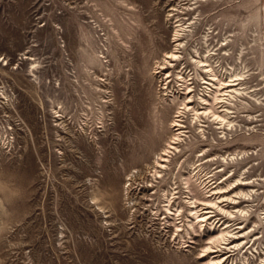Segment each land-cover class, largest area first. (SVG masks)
<instances>
[{
  "label": "rangeland",
  "instance_id": "1",
  "mask_svg": "<svg viewBox=\"0 0 264 264\" xmlns=\"http://www.w3.org/2000/svg\"><path fill=\"white\" fill-rule=\"evenodd\" d=\"M207 57L220 79L243 74L249 97L230 106L232 130L203 119V144L186 113L190 137L155 179L154 157L138 166L132 150L150 149L156 126L155 151L175 132L179 73L196 101L210 93L194 62ZM201 150L248 154L202 177L251 181L246 198L226 194L238 204L220 203L243 214L218 215L215 231L230 221L248 233L219 253L225 264H264V0H0V264H207L211 227L187 221L204 193L178 173Z\"/></svg>",
  "mask_w": 264,
  "mask_h": 264
},
{
  "label": "bare ground",
  "instance_id": "2",
  "mask_svg": "<svg viewBox=\"0 0 264 264\" xmlns=\"http://www.w3.org/2000/svg\"><path fill=\"white\" fill-rule=\"evenodd\" d=\"M166 58L170 59L172 63V61H177L179 59V56L175 51H172L168 52ZM194 62H196L197 65L202 68L204 73H209V75L211 76L210 78H207V81L206 78H201L205 79V81L203 82L204 84L211 86L209 89L210 93L208 95L201 96L199 99L200 102L196 101L194 99L195 89L193 88L192 83L187 81L182 73H179L178 79L179 82H181L180 86L182 87L181 90L183 91L179 96H174L173 99V104L178 105L176 115H174L171 120V127L175 129V132L171 135L170 139L166 141V144L163 143L165 144V147L160 152L157 150V152L155 151V145L157 144V141L154 137L156 136L157 132L156 126V128L154 130L152 129L153 131L148 136H146V141L149 142L148 144L151 148H147V150V146L144 147L145 145L141 138L142 141L137 143L132 150L133 155H135L136 157L134 164L136 163L138 166L141 161L144 162L149 160L150 155L151 157H154L155 165L153 166V175L156 176L155 179L163 178L166 174V171L172 170L170 167L172 157L171 154H173L174 152H176L175 155L181 153V143L185 141L187 142L188 137H190L189 131L186 130L188 127L185 126L184 122V115L186 113L192 115L191 123L194 121L193 123L198 127V130L202 136L201 144H203L207 142L205 133L206 121H204L203 119H210L208 121L213 122L218 129H222L223 133H225L226 130H232V127L234 126V122L232 120L234 111L230 106L234 105L235 101H242V98L249 97L248 93H246V88L243 87V74H232L231 76H229L230 79L223 80L218 77L217 72L215 71L208 57L205 60L196 59L194 60ZM171 63L169 62L167 64L172 66ZM167 67L168 66L163 65L161 68ZM167 78H169V75H167ZM184 87L185 89H183ZM175 100L177 101L175 102ZM183 137L184 139H182ZM203 151L204 150L200 151V153L198 154V159L196 161H193L192 158L189 157L184 159L179 166L178 173L180 174V177L183 178V183L187 185V192H189V194L191 195L194 191H200L204 193L203 198L198 197L197 194H193V196L190 198L188 197L189 199L187 203L189 204V215H187V221L190 223L189 226L194 231H196V226L203 227L209 225L211 227L208 229L209 237L207 245L203 247V254L197 257V259L203 260L208 258L207 264H225L228 258L223 255H219V253L222 252L223 249H227V252H231L232 250H229L230 248L239 249L240 247H243V241L238 242L235 240H240L241 238L246 237L248 233L244 231L246 229L245 227H243L242 225L235 226V224H231L230 221L224 222L220 225L217 232L215 231L218 223H220V221L216 223L218 215L226 214L229 219L231 218L232 220L233 218L237 217V215L235 214L236 212L240 213L241 215L244 212V210L242 209H238L237 211L226 210L220 205V203L227 201L231 204H238L239 201L235 200L236 197H232L226 194L234 192L236 189H240L239 193L237 194L243 195L246 198L247 196H249V193H245L243 190H241V188L243 186L251 185V181L245 179L244 177H239L235 181L228 183L227 186H220L223 183L222 181L220 182V185L218 184L217 186H213L216 184V182H213V179H211L214 176L213 174H211L212 171L205 174V179L202 177L203 167L204 165L217 160L221 161L224 164H229L230 162H233L235 160L244 159L246 156H248V154L246 152H242L238 154H231L229 156L221 155L217 158L216 155L208 156L206 155V151ZM221 171H223V169H220L217 172ZM232 175L233 173L227 179L232 177ZM196 188H200V190H196ZM175 189H178V187H176ZM176 193L178 195V192H175V194ZM218 194H220L219 197H217ZM219 199L222 200L220 201ZM167 202V210L169 214H172V207L177 205H175V201L172 202V200H168ZM181 208L182 207L179 205L177 208V212L180 211L179 209ZM237 229L240 230L235 231ZM180 230L181 229H179V231ZM231 245L234 246L231 247Z\"/></svg>",
  "mask_w": 264,
  "mask_h": 264
}]
</instances>
